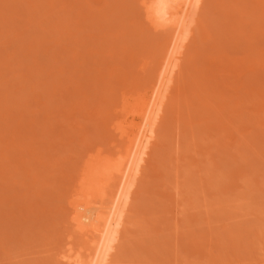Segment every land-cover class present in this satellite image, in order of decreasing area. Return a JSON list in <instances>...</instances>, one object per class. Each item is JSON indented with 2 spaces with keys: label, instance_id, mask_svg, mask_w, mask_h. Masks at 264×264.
<instances>
[{
  "label": "rangeland",
  "instance_id": "1",
  "mask_svg": "<svg viewBox=\"0 0 264 264\" xmlns=\"http://www.w3.org/2000/svg\"><path fill=\"white\" fill-rule=\"evenodd\" d=\"M143 1L0 0V264L92 258L73 203L112 194L170 56ZM191 15L107 264H264V0Z\"/></svg>",
  "mask_w": 264,
  "mask_h": 264
},
{
  "label": "bare ground",
  "instance_id": "2",
  "mask_svg": "<svg viewBox=\"0 0 264 264\" xmlns=\"http://www.w3.org/2000/svg\"><path fill=\"white\" fill-rule=\"evenodd\" d=\"M200 2L201 0L143 1L145 14L149 21H152L153 23L155 22L156 26H168L169 31L171 29V38L169 41H167L165 46L167 45L166 47H168V49L172 51L170 52L165 47L167 52H164V54L167 53L170 56L168 58L164 57L165 59H161V61L158 59V61H160L159 66H161V73L158 74L155 82L153 80L154 83L152 81L150 82L152 83V85H149L148 90L146 89L144 94L140 95V99L138 100V102L141 101V105L139 113H137L138 121L133 123V129L130 128V130L132 131L129 134L124 149L125 155L122 157L120 163H118L115 168V176L117 180L114 183L115 185L112 189V194L110 192V197H107L108 199H106L104 203L102 202L103 204L98 207L94 205L96 201H93L91 205L86 199L85 200L87 202L83 200L81 201L79 199L73 203V218L76 221L77 226L79 228L85 229L86 231L93 229L96 231V233L99 232L101 234L100 237H97V239L99 238V240L95 241L97 243L95 245L93 256H91V259L89 257V261L80 259H73V261L71 259V262H69L68 264H107L109 251L113 248L112 243L116 239L117 227L121 224L125 207L124 204L126 205V201L129 198V194L131 192L129 190H131L132 188L131 186L133 184V178L140 168L141 163H143V161L145 160L147 150L149 149L155 134L156 119L159 117V115H161L160 112H162L165 104L164 102H166L164 99L167 98L168 95V93L166 92V88H168V86L165 83L173 80L177 70L179 69L178 60L181 55V48L183 47V43L187 38V33L190 31V25L192 24L194 19L191 14ZM155 23L153 25H155ZM101 161L98 160V162ZM102 172L103 171H101L100 173ZM108 176L109 175L96 181L97 186L88 185V193L85 191L86 195H91L92 193V196H96V194L100 193L102 190L101 188H103L104 186L101 185V187L99 186V184L101 182L105 184L107 181H109L110 176ZM93 178L91 177L88 181ZM92 186L93 188L91 189ZM102 193L103 192H101L100 195ZM86 195L85 197L87 198ZM96 233L95 235H98ZM69 257L71 258V256Z\"/></svg>",
  "mask_w": 264,
  "mask_h": 264
}]
</instances>
